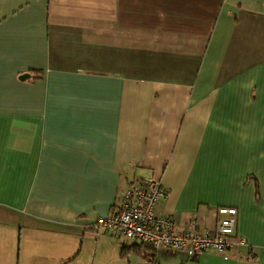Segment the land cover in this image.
Wrapping results in <instances>:
<instances>
[{
  "label": "crops",
  "instance_id": "0c3cea01",
  "mask_svg": "<svg viewBox=\"0 0 264 264\" xmlns=\"http://www.w3.org/2000/svg\"><path fill=\"white\" fill-rule=\"evenodd\" d=\"M145 176L157 215L207 230L235 207L244 243L138 250L99 225ZM107 255L264 264V0H0V264Z\"/></svg>",
  "mask_w": 264,
  "mask_h": 264
},
{
  "label": "built area",
  "instance_id": "2783aa9c",
  "mask_svg": "<svg viewBox=\"0 0 264 264\" xmlns=\"http://www.w3.org/2000/svg\"><path fill=\"white\" fill-rule=\"evenodd\" d=\"M168 197L162 181L145 176L131 181L116 204L98 224L126 239L151 247L182 250L190 256L200 252L224 253L244 240L237 237V209L217 208L218 220L213 229L199 230L194 220L179 227L169 215H157L156 206Z\"/></svg>",
  "mask_w": 264,
  "mask_h": 264
},
{
  "label": "rangeland",
  "instance_id": "374dc122",
  "mask_svg": "<svg viewBox=\"0 0 264 264\" xmlns=\"http://www.w3.org/2000/svg\"><path fill=\"white\" fill-rule=\"evenodd\" d=\"M133 257L139 258L137 256H133ZM133 257L132 256L130 257L131 262H129V264H132V261H133V264H144L143 262H138V261L136 262V260L134 261L135 258H133ZM139 259L141 260V258H139ZM144 261H146V263H149V261L147 259L146 260L144 259ZM100 262H101V264H128L127 261H122L120 259L118 260L116 257L111 256V255H107L104 259H102V261L101 260L98 261V263H100Z\"/></svg>",
  "mask_w": 264,
  "mask_h": 264
},
{
  "label": "trees",
  "instance_id": "16d2710c",
  "mask_svg": "<svg viewBox=\"0 0 264 264\" xmlns=\"http://www.w3.org/2000/svg\"><path fill=\"white\" fill-rule=\"evenodd\" d=\"M133 247L136 248V249H138V250H139L140 248H143V247H148L150 250L155 251V250H153L151 247L146 246V245H142V244H139V243L134 244ZM129 249H132V246H130Z\"/></svg>",
  "mask_w": 264,
  "mask_h": 264
}]
</instances>
